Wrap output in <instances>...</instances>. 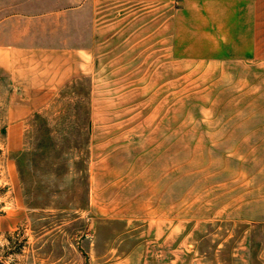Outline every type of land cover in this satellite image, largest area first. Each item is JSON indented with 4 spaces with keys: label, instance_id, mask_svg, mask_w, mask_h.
Wrapping results in <instances>:
<instances>
[{
    "label": "rangeland",
    "instance_id": "1",
    "mask_svg": "<svg viewBox=\"0 0 264 264\" xmlns=\"http://www.w3.org/2000/svg\"><path fill=\"white\" fill-rule=\"evenodd\" d=\"M91 70L9 149L0 264H264V0H76Z\"/></svg>",
    "mask_w": 264,
    "mask_h": 264
},
{
    "label": "crops",
    "instance_id": "2",
    "mask_svg": "<svg viewBox=\"0 0 264 264\" xmlns=\"http://www.w3.org/2000/svg\"><path fill=\"white\" fill-rule=\"evenodd\" d=\"M76 0H0V103L9 149H19L28 120L91 70L97 30L77 41Z\"/></svg>",
    "mask_w": 264,
    "mask_h": 264
}]
</instances>
